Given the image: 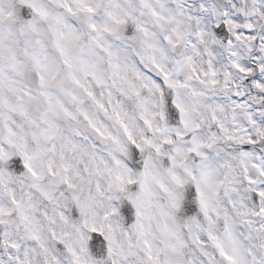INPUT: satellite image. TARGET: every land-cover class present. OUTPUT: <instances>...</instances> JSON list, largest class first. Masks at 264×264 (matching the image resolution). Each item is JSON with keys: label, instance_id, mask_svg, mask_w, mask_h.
Wrapping results in <instances>:
<instances>
[{"label": "snow or ice", "instance_id": "snow-or-ice-1", "mask_svg": "<svg viewBox=\"0 0 264 264\" xmlns=\"http://www.w3.org/2000/svg\"><path fill=\"white\" fill-rule=\"evenodd\" d=\"M0 264H264V0H0Z\"/></svg>", "mask_w": 264, "mask_h": 264}]
</instances>
